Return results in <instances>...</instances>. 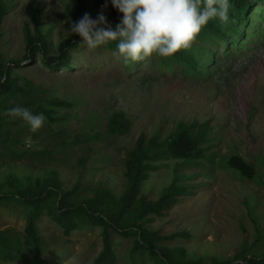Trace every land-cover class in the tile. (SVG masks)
I'll use <instances>...</instances> for the list:
<instances>
[{"label":"rangeland","instance_id":"obj_1","mask_svg":"<svg viewBox=\"0 0 264 264\" xmlns=\"http://www.w3.org/2000/svg\"><path fill=\"white\" fill-rule=\"evenodd\" d=\"M7 12L0 22V55L7 65L23 59L27 53V37L41 33L48 43L49 54L57 52L61 40L74 21V0H3ZM88 14L95 19L112 7L110 0H87ZM264 7V6H263ZM261 7V8H263ZM255 20V18H254ZM261 26V25H260ZM262 27V26H261ZM246 43V44H245ZM245 47L232 51L218 62V70L205 79L182 74L174 68L153 64L126 71L104 47H83L74 53L72 68L51 70L35 53L22 65H10L12 77L29 79L48 90V95L70 101L69 108L45 107L55 111L53 122L20 139V149L40 151L42 156L26 153L22 159H0V192L8 190V175L36 182L55 171L67 189L79 183L80 196L94 188L109 187L120 193L124 186L123 160L140 132L148 136L161 131L168 134L178 121H208L212 161L199 158L196 165H179L178 173L187 177L178 183L188 185L190 194L155 218L147 226L162 235L189 233L190 238L176 236L164 240L165 245L181 246L186 257L236 261V255H264V34L248 36ZM106 52H105V51ZM161 66V67H160ZM121 110L132 120L128 133L112 138L105 123L113 111ZM54 130L65 129L66 141L77 133L100 137L87 143H61ZM24 128L23 123L14 129ZM88 157L82 162L81 158ZM232 155L253 165L257 179L243 177L228 166ZM151 171L142 192L157 199L175 175L176 160L167 159ZM258 180V181H257ZM21 206L0 207V230L10 228L23 232L25 218ZM39 234L49 246L44 255L47 264H69L77 256L81 264H92L101 250L100 227L75 230L65 236L48 218L38 223ZM114 249L121 261L129 263L132 240L114 236ZM240 258V257H239ZM143 264H155L147 254ZM7 264H33L22 255Z\"/></svg>","mask_w":264,"mask_h":264},{"label":"trees","instance_id":"obj_2","mask_svg":"<svg viewBox=\"0 0 264 264\" xmlns=\"http://www.w3.org/2000/svg\"><path fill=\"white\" fill-rule=\"evenodd\" d=\"M229 3L228 24H221L218 19L209 21L190 49L179 51L168 58L153 55L144 61L123 65L125 70L130 72L134 66H142L150 60L153 64L171 69L178 64L182 74L195 78L209 77L218 70V62L223 57L245 47L246 43L243 42L248 41V36L264 34V0H229ZM7 9L8 4L0 0V22ZM85 13L88 14L87 0H74L71 7L72 20L78 21ZM105 16L113 29L122 19V14L113 7ZM85 46L78 36L71 35L59 42L55 54H49L46 38L37 33L34 37H27V53L23 59L5 65L0 55V159H22L26 153L42 156L45 152H50L49 149H20V139L23 135L29 136L30 128L22 120L5 115L7 109L17 105L25 106L34 114L43 113L49 122H53L56 120L55 111L46 108L45 104L59 108H69L72 105L70 101L48 95L46 88L35 85L29 79L19 81L12 77L9 66H21L23 60H32L34 54L39 53L41 62L51 70L72 68L74 53ZM100 47L113 54L116 42ZM21 122L24 128L14 129L13 132L12 126ZM50 124L46 123V126L54 135L60 136L61 143L68 142L65 139V129L54 130ZM131 125V118L123 111H113L105 123V132L110 137L117 138L128 133ZM209 129L207 120L200 123L178 121L166 135H161V131L149 136L140 132L123 160L125 186L120 193L109 187L98 186L92 193L80 196L82 192L79 191V183L70 189L65 188L54 170L38 178L36 182L30 178L19 180L8 175L5 180L8 190L0 192V207L9 204L21 206L25 225L21 234L10 228L0 230V264H7L22 255L32 258L33 264H47L44 255L49 252V246L39 234L38 228L42 218L54 222L65 236L75 230L100 227L101 250L92 264H143L145 254L155 264H264V255L255 254L236 255L235 262L212 259L205 263L203 258H188L183 247H170L163 241L176 236L190 238L192 234L183 232L162 235L158 230L147 226L155 218L165 215L184 194L191 193L188 185L178 183L187 177L178 173L179 165H196L195 160L199 158L212 161L210 154L206 153L210 147ZM99 137V133H77L68 143H87L88 140ZM87 157L85 154L81 158L82 162ZM167 159L176 160L173 182L161 191L157 199H148L142 192L144 182L151 171L160 165L158 162ZM227 164L243 177L257 179L253 165L242 157L232 155ZM114 236L132 240L129 263L122 262L115 252Z\"/></svg>","mask_w":264,"mask_h":264},{"label":"clouds","instance_id":"obj_3","mask_svg":"<svg viewBox=\"0 0 264 264\" xmlns=\"http://www.w3.org/2000/svg\"><path fill=\"white\" fill-rule=\"evenodd\" d=\"M122 14L115 29L103 10L95 19L85 13L71 24L67 35H76L89 49L116 42L114 58L124 66L141 62L153 55L168 58L192 47L196 37L209 21L229 22V0H110ZM107 7V0L104 5ZM67 38V37H66ZM5 115L19 119L35 132L43 127L46 117L34 114L25 106H14ZM69 264H81L77 256Z\"/></svg>","mask_w":264,"mask_h":264}]
</instances>
